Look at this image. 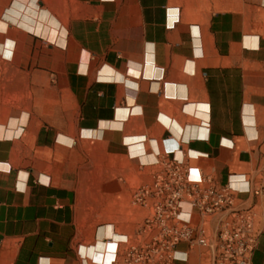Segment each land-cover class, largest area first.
I'll return each mask as SVG.
<instances>
[{"label":"crops","instance_id":"1","mask_svg":"<svg viewBox=\"0 0 264 264\" xmlns=\"http://www.w3.org/2000/svg\"><path fill=\"white\" fill-rule=\"evenodd\" d=\"M175 159L192 181L264 184V0H15L0 18V264H127L158 232L135 192ZM235 196L264 264V197ZM177 250L174 264H214Z\"/></svg>","mask_w":264,"mask_h":264},{"label":"built area","instance_id":"2","mask_svg":"<svg viewBox=\"0 0 264 264\" xmlns=\"http://www.w3.org/2000/svg\"><path fill=\"white\" fill-rule=\"evenodd\" d=\"M236 192L264 197V184L239 190L231 183L216 185L208 176L192 181L187 167L175 159L152 183L135 192V201L150 209L143 228L158 232L149 241L129 246L123 252L124 261L127 264L186 261L188 257L179 256L177 247L187 241L191 247L204 248L214 264H252L258 238L254 230L255 213L238 207ZM184 205L199 211L202 225H193L191 213L187 217L184 214Z\"/></svg>","mask_w":264,"mask_h":264},{"label":"rangeland","instance_id":"3","mask_svg":"<svg viewBox=\"0 0 264 264\" xmlns=\"http://www.w3.org/2000/svg\"><path fill=\"white\" fill-rule=\"evenodd\" d=\"M15 0H0V18L6 15V13L14 5Z\"/></svg>","mask_w":264,"mask_h":264}]
</instances>
